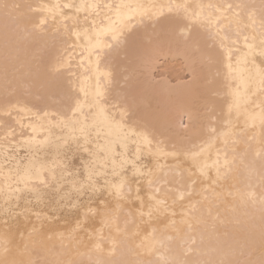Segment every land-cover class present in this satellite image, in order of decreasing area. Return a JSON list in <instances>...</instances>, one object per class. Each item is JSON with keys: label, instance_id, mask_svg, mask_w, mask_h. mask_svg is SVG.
Returning a JSON list of instances; mask_svg holds the SVG:
<instances>
[{"label": "bare ground", "instance_id": "bare-ground-1", "mask_svg": "<svg viewBox=\"0 0 264 264\" xmlns=\"http://www.w3.org/2000/svg\"><path fill=\"white\" fill-rule=\"evenodd\" d=\"M4 3L21 8L13 17H19V26L10 20L6 39L0 7V259L7 236L9 259L25 264H158L161 256L171 264L258 260V206L245 217L240 197L264 193L257 156L264 147V94L258 87L246 89L239 77L250 73L258 84L257 74L264 71L262 0H0ZM93 3L186 4L196 12L203 5V17L210 20L185 19L181 12L180 22L165 28L137 16L123 44L89 52V39L96 40L93 22L99 28L109 23L105 14L115 19L114 8H103L99 17L77 11ZM164 15L176 17L167 9ZM189 28L200 34L198 45L185 43L182 30ZM100 39L115 43L111 33ZM209 51L218 54L219 63L207 64ZM176 59L187 80L158 70L163 61ZM77 101L90 126L87 139L79 125L73 134L61 123L85 119L73 113ZM105 119L122 124L128 138L110 133ZM143 128L153 131L151 145L135 134ZM123 159L134 161L135 168L121 167ZM155 176L160 179L150 187ZM121 181L118 198L112 185ZM157 199L165 203L157 205ZM252 217L257 248L250 255L245 237ZM25 243L21 255L16 249Z\"/></svg>", "mask_w": 264, "mask_h": 264}, {"label": "snow or ice", "instance_id": "snow-or-ice-1", "mask_svg": "<svg viewBox=\"0 0 264 264\" xmlns=\"http://www.w3.org/2000/svg\"><path fill=\"white\" fill-rule=\"evenodd\" d=\"M0 7H2L3 11H4V29H5V38L7 39L8 37V33L10 30V24L9 21L13 20L14 14L19 12V9L21 8V5L19 4H10V3H4L3 5H0ZM29 8H31L32 6L29 5ZM42 8H47V6H41ZM56 8H59V5L55 6ZM65 8H69V7H73V5H68L65 4L64 5ZM197 8H200L201 11L200 12H196V11H190V9H192L191 5H186V4H168V5H150V6H145L143 4H128V3H121V4H117V5H112V4H105L103 6L99 5V4H82L80 6L77 7V11L80 10H86L89 11L90 14L92 12H95V15L97 17H99L101 15V10L103 8H106L108 10H112L113 8L115 9L114 11V16L115 19H113L111 16H107V14H105V18L109 21L108 25L105 26H100L99 28H97V25L95 22H93V31H95L96 33V40L95 43L92 42L91 39H89V52H91L92 49L95 48H103V47H107L109 49H112L113 47H118L121 44L124 43L123 40V36L126 30L131 29L132 24L135 20V18L137 16L139 17H144L147 16L149 19H153L155 23L160 24L162 27H170L174 24H178L180 22V16H181V12L183 13V17L185 19H192V20H200L201 18L204 19H209L208 17H203V5H197ZM211 7V5L209 6ZM228 9H231L233 6L232 5H228L227 6ZM240 7V6H238ZM99 9V10H98ZM152 9H158V11H151ZM165 9H167V11L169 13L175 12L176 13V17L172 18V17H168L165 16ZM47 10L49 12H52L53 9L51 8H47ZM262 17H261V22H260V31H261V42H260V47H261V51H260V55L264 56V0H262ZM53 15H55V13H53ZM71 18V17H67L66 19ZM249 19L252 20L253 25H255V20L253 18L252 15L249 16ZM13 22L16 24V26H19V17L17 16L15 18V20H13ZM46 21L45 20H41L40 24L43 25ZM239 22V21H237ZM89 33V30L87 28L84 29V35L87 37ZM107 33H111V37H112V41H114L115 43H108L107 45H104L101 42L100 37L102 35H105ZM74 35H76L77 39H79L80 37V33L79 32H75L72 33ZM182 35H184V39H185V43H192L194 45H198L200 40H201V36L198 32L192 31L191 28H189L187 33H184L182 30ZM223 39H227V37L222 38L221 40V47L223 48ZM247 39V37H246ZM252 46L249 45V48H251ZM206 62L209 66H211L213 63H219V57L218 54L213 53L212 51H209L206 57ZM245 62H246V56H245ZM229 72L231 74L232 71V65L229 64ZM106 77H109L111 75L110 72H106L104 74ZM258 84H257V76H253L252 74H248L247 76L241 74L240 75V80L241 83L244 84V87L246 89H251L253 87H258L259 90L261 91L262 94H264V71L259 72L258 74ZM197 78L193 77V81H195ZM211 81H207L206 82V86H210ZM237 96L239 97V93H237ZM98 103V102H97ZM82 107L83 105L77 101V107L73 109V113H77L78 111L80 112L81 115L85 116V119L83 121H81L79 119V117L74 116L72 119L70 120H65L62 121L61 123L63 124L64 127H68L72 133L74 134L76 131V126L79 125V131L80 133L85 137V139H87V136L89 134L90 131V126L87 123V115L84 114L82 112ZM123 115V113H122ZM253 119H255V117H253ZM260 123L262 128H264V106H262V110L260 113ZM105 126L108 127L110 133L115 132V134L117 135H121L123 137L124 140H126L128 138V133L124 131L123 125L118 123V122H113V121H108L107 119H105L104 121ZM59 126V125H58ZM182 127L187 128L186 125L182 124ZM136 135L140 136L143 139V142L146 145H151L152 141L150 139V137L153 135V131L149 130L148 128H143L139 133H135ZM29 144H31L32 142L29 141ZM43 144H47L48 141L45 140L44 142H42ZM57 147H59V145H56ZM140 149L139 147H137V152H139ZM162 150H160L159 148L157 149V153L159 154ZM177 153L176 152H172L169 153V155H173L175 156ZM257 156L260 158L261 160V166H262V170H264V147L261 148V150L259 152H257ZM116 161L113 160V166H116ZM127 163H132L133 168H135V162L134 161H128L127 159H123L120 163V166L123 167L124 164ZM30 175V171L28 169L25 170L24 172V176H28ZM93 175V172L90 171L89 172V179H91ZM219 175V173H218ZM160 179L159 176H155L153 179L149 180V186L151 187L153 184L157 183V181ZM175 181V176L172 177L171 180H168L167 183L171 184ZM43 182V181H42ZM123 185L124 182L121 181L120 184L116 185H112V188L115 190V195L120 198L123 196ZM262 187H264V183H262ZM157 192L161 191V189L157 188L156 189ZM183 198V196L181 195V199ZM150 199H152V197H150ZM165 203V201L163 200H159L157 199V205L163 204ZM258 206V210H259V240H258V247H259V251H260V258L258 260H253V259H249L243 262V264H264V193H261L259 197L256 196V194L254 192H248L246 193V195H242L240 197V207L244 209V216L245 217H250L251 216V209H255ZM237 209L234 208L233 211H236ZM254 221V217H252L251 220L246 221V223H248L250 225V227L248 228L246 237H245V242L248 246V250H249V254L253 255L256 251L257 248V239H256V235H255V230L253 227H251L252 222ZM237 223L239 224L240 221H237ZM189 229L191 230L192 225L189 224L188 225ZM33 232H35V229L33 230ZM120 232L119 226L117 225V233ZM225 235H227V233H225ZM33 237V233H29V236L27 237L28 240H31ZM22 239H24V237L22 236ZM113 248L111 251H115V245L117 243V240L115 238L112 239L111 241ZM192 243H195V240L193 239ZM10 241L8 240L7 236L4 237V241H3V247H2V253H3V258L0 259V264H25V262L23 260H17V259H9V255L12 252V249L9 247ZM96 248L97 250H101L100 245L96 244ZM16 251L18 253H20L21 255L27 251V243H25V246L23 249L17 248ZM97 264H102V262H97ZM158 264H171V262H169L168 260H166L163 256H161L160 261L158 262ZM206 264H217V262L215 261H207ZM219 264H239V262L237 261H220Z\"/></svg>", "mask_w": 264, "mask_h": 264}, {"label": "rangeland", "instance_id": "rangeland-1", "mask_svg": "<svg viewBox=\"0 0 264 264\" xmlns=\"http://www.w3.org/2000/svg\"><path fill=\"white\" fill-rule=\"evenodd\" d=\"M177 60V62L175 61V60H173V62L172 61H168V62H166V61H163L161 64H160V66L159 67H164V68H159L158 70L159 71H161V69H166V71L168 72V76L170 77L171 76V79L172 80H174V78L176 77V75L177 76H182V78L184 79V80H187V76L183 73V64H182V62H181V60L180 59H176ZM170 62L172 63V64H170ZM174 62L175 63H177V64H174ZM169 65V66H168ZM173 65V66H172ZM177 65V66H176ZM170 66H172V67H170ZM179 66H181V67H179ZM169 69V70H168ZM181 70V71H180ZM177 71V72H176ZM180 71V72H179ZM171 73V74H170ZM179 73H180V75H179ZM182 73V74H181ZM170 74V75H169ZM76 157V156H75ZM74 157V159H76ZM74 159H72L74 162H75V160ZM77 160H78V158H77ZM76 160V163L77 162H79V161H77Z\"/></svg>", "mask_w": 264, "mask_h": 264}]
</instances>
